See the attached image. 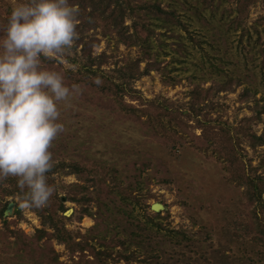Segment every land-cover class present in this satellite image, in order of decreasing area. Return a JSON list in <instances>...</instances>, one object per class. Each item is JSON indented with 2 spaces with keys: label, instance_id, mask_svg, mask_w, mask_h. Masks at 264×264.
<instances>
[{
  "label": "rangeland",
  "instance_id": "374dc122",
  "mask_svg": "<svg viewBox=\"0 0 264 264\" xmlns=\"http://www.w3.org/2000/svg\"><path fill=\"white\" fill-rule=\"evenodd\" d=\"M159 1L165 6L177 3L179 12L186 13L187 17H181L182 24L173 32L175 38L170 36L171 32L156 29V37L164 41V45L160 48L156 37L153 38L154 60L151 61L157 60L160 68H154L136 81L135 88L141 97L148 101L162 98L172 107L178 105L187 109L194 85L200 84L202 90L211 87L213 80L208 74H201L206 73V65L204 67L202 63L217 55L223 57L226 70L233 69L246 82H253L258 89L257 102L241 100L243 85L234 92L219 93L216 106L206 108L203 114H208L206 119L218 117L221 124L209 125L208 135H202L203 130L192 117L170 112L159 122L155 119L149 122L148 116L140 111L146 108L140 100H132L129 96L123 99L124 103L133 105L130 112L109 91L91 84L71 82L62 74L63 68L68 67L64 60L63 66L57 62L54 67L43 65L60 72L70 88L77 85L65 101L58 102V121L63 130L49 147L52 164L69 161L85 164L97 171L91 175L93 180L100 175L107 179L111 188L115 184L109 179H117L121 187L118 191H129L146 202L143 209L140 206L134 208L135 217L141 215L144 219L143 213H153L148 206L156 202L166 207L159 219L163 230H141L134 225L133 218L125 216L133 205L123 204L119 208V204L117 208L112 203L106 208L96 200L88 205V213H82L81 205L66 201L65 207L72 210L69 216L81 212L82 217L65 221V227L77 241H90L94 237L90 244L98 250L103 249L104 244L115 246L116 251H122L128 258L118 264H264L262 245L244 234L242 226L249 221L252 205L245 198L241 185L246 173L264 174V146L254 150L244 140L240 141V154L248 156H244L241 163V159L237 161L232 156L233 146L222 133L240 125L245 118L251 119L249 126L257 135L264 130V115L259 119L255 113L256 104L264 103V0L250 5L242 14L232 11L237 8L236 4L227 2L218 3L213 11V8L208 10L207 4L198 5L193 1ZM199 10L203 11L201 17L196 14ZM236 16L243 20L241 28L249 29L248 33L241 35L243 30L235 29L237 24L233 19ZM93 33L100 40L92 49L93 56L106 53L113 57L105 66L108 69L114 68L113 61L121 65L123 59L136 61L143 57L137 46L117 44L115 40L103 37L101 29L91 31L89 35ZM195 41H202L201 46ZM211 42L215 43L214 47ZM178 43L188 48V53L181 52L186 56L179 57L185 62L173 60L181 56L172 50L177 49ZM205 52L211 56L207 57ZM146 63H140L141 70ZM250 70H255L256 74ZM244 166L245 172L242 171ZM52 179L53 191L63 199L76 189V183L88 184L78 180L76 175L68 174L67 170L53 174ZM97 183L94 180L90 188L91 196L104 201L106 195L96 193V188L100 189ZM108 197L116 198L119 203L118 196ZM5 201L14 203V212L4 217L9 222V230L0 220V264H42L45 256L23 260L24 251H15L14 237L10 236L13 231L20 232L33 240L36 231L43 228L41 217L22 204L19 197H7ZM17 205L22 209L24 218L21 221L14 214ZM52 245L60 255V262L73 264L63 245L55 240Z\"/></svg>",
  "mask_w": 264,
  "mask_h": 264
},
{
  "label": "trees",
  "instance_id": "16d2710c",
  "mask_svg": "<svg viewBox=\"0 0 264 264\" xmlns=\"http://www.w3.org/2000/svg\"><path fill=\"white\" fill-rule=\"evenodd\" d=\"M185 1L187 3L193 1L198 5L207 4L210 8L208 10L213 8V11H215V7L218 3L219 5L224 2L233 3L236 4L237 8L232 11L237 10L239 14H242L243 12L246 13L249 6L255 4L258 0ZM15 2L16 0H0V24H3L11 6L14 5ZM70 3L75 4L78 8L76 24L77 36L74 39L71 50L62 59L54 57L42 58V62L43 65L54 67L56 62L63 66L64 60L68 63V67L63 68L62 74L71 82L91 84L102 91H109L111 96L130 112L131 109H134L133 105L124 103L123 99L129 96L132 100H140V102L146 104V108H140V111L148 116L149 122H153L152 119L158 120L159 122L170 112H174L183 117H192L201 127V130H203L202 135H208L207 129L209 125L221 124L218 117L206 119L208 114H203L206 108H214L216 106L219 93L234 92L237 87L243 85L244 90L240 95L241 100L247 101L252 99L257 102L256 94L258 89L255 88L253 82H246L245 79L242 78V75L237 74L233 69L226 70V63L223 57L217 55H212L211 59H205L206 61L202 63L204 67L206 65V73L202 72L201 74L202 76L208 74L213 80L211 87L207 90H202L200 84L194 85V88L190 91L191 98L186 103L188 104L187 109L178 107V105L172 107L168 101L162 98L150 101L144 100L141 97V93L135 88V83L154 68H160V64L157 63V60L154 62L151 61L154 60L152 59V45L153 38L156 37V29H163L166 32H171L170 36L174 37L173 32L177 30V25L182 24L181 17H187L186 13H184V15L179 12L177 3L165 6L159 0H70ZM199 12L200 13L196 14L200 17L203 16V11L199 10ZM235 18L233 19V23L237 24L235 29L241 28L243 20L240 19L239 16ZM183 28L187 29V26L183 24ZM98 29H101V35L103 37L115 40L117 44H123L127 47H139L143 57L136 61L123 59L121 65L119 62L113 61L112 64L114 68H106L105 66L109 63V59L113 58L112 56H108L106 53L93 56L92 49L98 46L100 40L95 36V33L90 35L89 33ZM241 29L243 30L241 35L249 31L246 27H242ZM156 42L160 48L164 45V41H161L159 37H156ZM201 42L202 41H195V44L201 46ZM213 44L215 45V43L211 42V46H213ZM79 48L81 49L79 50ZM172 50L179 54L184 51L188 53V48L183 43H178L177 49ZM205 55L207 57L211 56L207 52H205ZM182 56H186V54L182 53L181 56L174 57L173 60L185 62L179 58ZM214 58H216V61H214ZM143 61L147 63L146 67L141 70L140 63ZM250 71L252 74H256L255 70ZM255 113L256 117L259 119L264 115V103L262 105L256 104ZM249 122H251V119L245 118L240 121V125L229 127L222 132L227 138V142H230L233 146L232 150L234 152L232 156H234L237 161L241 159V163L244 162L243 157L246 156V158H248V156L240 154L241 151L238 148L240 141L244 140L245 143L254 150H256L257 147L264 146V130L260 135H257L250 128ZM210 136L207 138H210ZM209 141L211 140H208V142ZM224 150H226V148L223 149V151ZM238 156L239 158H237ZM248 162L250 164V160ZM242 169V171L245 172V166L242 167ZM62 170H67L68 174H74L78 180L85 181L88 184L81 185L80 183H76L74 185L76 189L72 190V193L70 192L72 195L69 193L65 196V199L57 192L55 193L53 191L44 205H28L41 217L43 228L36 231L33 240L28 239L25 235L20 234V232L13 231L11 233L10 236L14 237L12 245H15V251H24L25 257H23V260H26L27 257L31 258V256H45L42 257V264H66L60 262V255L54 250L52 245L53 240L66 248L70 261H72L73 264H79L80 262H85V264H118L122 260L128 259L124 257L122 251H116L115 246L104 244L102 246L103 249L98 250L95 245L90 244L91 241L95 240L94 237H92L90 241L87 239L77 241L76 236L66 229L65 221L73 219L80 220L82 213L89 212L88 205H91L92 202H96V200L98 204L102 203L106 208H109L112 203L117 208L119 204V208H121L123 204L133 205V208L130 209V212H126L125 216L133 218L134 225L141 230L164 229L162 223L159 221L162 212H145L142 215L144 219L140 218L141 215H137L136 217L133 215L134 208L140 206L143 209L146 206V202L143 197L138 195L134 196L131 192L129 193V191L123 189L118 191L121 187L115 178L109 179L115 184L114 187L111 188L107 185V179L97 175V178L94 180L98 182L97 185L100 189L97 187L96 193H104L106 197L104 201H101V199L91 196L92 193L90 188L94 183L91 175L97 174V171L87 167L85 164L71 161L52 164L50 170L45 174L46 182L52 186V175ZM16 180L17 178L13 176L0 178V220L3 221L7 230H9V222L7 218H4V212L9 202L5 201V198L19 197L21 199V190L17 187ZM241 185L244 187L243 193L245 198L252 205L249 221L242 226L244 228L243 230H245L244 234L249 236L256 244L262 245L261 248L263 250H261V254L264 255V174L253 176L246 173L243 175ZM81 193L82 195L78 196ZM111 195L118 196L119 203L115 201L116 198L110 199V197H108ZM66 201L81 205L82 213L75 212L67 217L65 215L66 211H68L65 207ZM148 208L151 209V206H148ZM14 214L18 221L23 220L22 209L19 205H17ZM48 229H50L51 232H49ZM167 232L171 233L170 231ZM126 250L127 249L124 248V251Z\"/></svg>",
  "mask_w": 264,
  "mask_h": 264
},
{
  "label": "clouds",
  "instance_id": "9594fccd",
  "mask_svg": "<svg viewBox=\"0 0 264 264\" xmlns=\"http://www.w3.org/2000/svg\"><path fill=\"white\" fill-rule=\"evenodd\" d=\"M77 12L70 0H16L0 24V178H17L24 205L42 206L53 192L45 174L63 130L58 102L77 85L70 88L42 58L70 52Z\"/></svg>",
  "mask_w": 264,
  "mask_h": 264
},
{
  "label": "water",
  "instance_id": "95a60500",
  "mask_svg": "<svg viewBox=\"0 0 264 264\" xmlns=\"http://www.w3.org/2000/svg\"><path fill=\"white\" fill-rule=\"evenodd\" d=\"M166 209V207L162 204V203H153L151 205V211L155 212V213H159L162 212ZM14 212V203H10L6 209V211L4 212V217H8L10 214H12ZM70 213H72L71 211H67L65 213L66 216H69Z\"/></svg>",
  "mask_w": 264,
  "mask_h": 264
}]
</instances>
